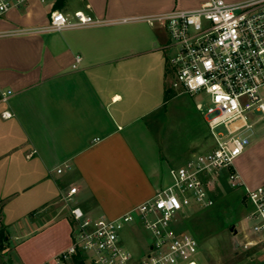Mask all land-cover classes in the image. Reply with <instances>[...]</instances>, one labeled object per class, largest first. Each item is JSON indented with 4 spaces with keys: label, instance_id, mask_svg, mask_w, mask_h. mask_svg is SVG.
<instances>
[{
    "label": "crops",
    "instance_id": "crops-1",
    "mask_svg": "<svg viewBox=\"0 0 264 264\" xmlns=\"http://www.w3.org/2000/svg\"><path fill=\"white\" fill-rule=\"evenodd\" d=\"M206 1L31 0L0 16V91L12 92L0 100V259L73 264L58 261L73 242L75 223L63 202L71 188H78L73 207L87 217L116 219L170 187L172 169L213 149L209 130L187 141L169 121L181 95L172 89L170 38L165 24L144 20ZM55 11L111 23L11 35L46 26ZM255 134L235 161L251 188L264 184V139L253 142ZM140 228L126 229L137 257L151 242L143 243ZM196 262L209 264L201 251Z\"/></svg>",
    "mask_w": 264,
    "mask_h": 264
},
{
    "label": "built area",
    "instance_id": "built-area-1",
    "mask_svg": "<svg viewBox=\"0 0 264 264\" xmlns=\"http://www.w3.org/2000/svg\"><path fill=\"white\" fill-rule=\"evenodd\" d=\"M30 1L0 0V16L20 10ZM144 20L166 25L172 50V89L204 98L200 110L214 147L172 169L170 187L116 219L87 217L79 207H73L78 188H71L63 202L70 207L75 223L73 242L58 261L66 262L82 253L86 264H197L200 243L192 234L180 232L178 222L194 210L215 206L214 185L219 184L222 175H226L232 190L244 191L249 205V226L238 247L245 252L257 249L264 259V184L249 187L235 167V161L250 146L255 128L264 124V0L235 4L207 0L196 9L176 10ZM110 23L84 11L73 15L55 11L46 26L20 29L11 35ZM81 61L82 56L77 55L73 68ZM11 94L0 91V100L7 101ZM57 172L61 174L62 169ZM137 223L151 236L141 257L129 251L121 237L125 228Z\"/></svg>",
    "mask_w": 264,
    "mask_h": 264
},
{
    "label": "rangeland",
    "instance_id": "rangeland-1",
    "mask_svg": "<svg viewBox=\"0 0 264 264\" xmlns=\"http://www.w3.org/2000/svg\"><path fill=\"white\" fill-rule=\"evenodd\" d=\"M50 2L51 0H47L44 5L48 6ZM203 100L202 96L192 98L181 94L172 101L169 121L180 128L181 135H185L187 141L196 135L208 133L204 117L197 110V107L204 105ZM254 133L256 134L253 142L264 139V124L257 126ZM220 180L213 193L215 206L206 210H194L185 215L178 222V230L192 234L198 239L200 251L209 264H264V259L257 249L245 252L235 247L236 243L244 240V231L249 226L246 221L249 205L243 190H232L228 186L226 175H222ZM127 228L121 234L124 246L136 253L137 247L129 232H126ZM139 234L143 243L151 241L150 234L143 228H140ZM4 243V236L0 235V244ZM1 259H5V264H10L9 254Z\"/></svg>",
    "mask_w": 264,
    "mask_h": 264
},
{
    "label": "trees",
    "instance_id": "trees-1",
    "mask_svg": "<svg viewBox=\"0 0 264 264\" xmlns=\"http://www.w3.org/2000/svg\"><path fill=\"white\" fill-rule=\"evenodd\" d=\"M73 264H86L85 256L82 253L72 257Z\"/></svg>",
    "mask_w": 264,
    "mask_h": 264
},
{
    "label": "water",
    "instance_id": "water-1",
    "mask_svg": "<svg viewBox=\"0 0 264 264\" xmlns=\"http://www.w3.org/2000/svg\"><path fill=\"white\" fill-rule=\"evenodd\" d=\"M238 246H239V245H238V243H236L235 247H237V248H238Z\"/></svg>",
    "mask_w": 264,
    "mask_h": 264
}]
</instances>
